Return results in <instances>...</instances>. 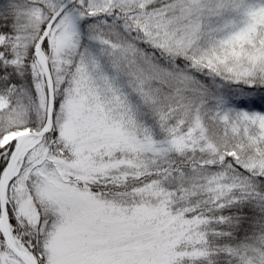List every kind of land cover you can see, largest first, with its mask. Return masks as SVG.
Here are the masks:
<instances>
[{
    "label": "snow or ice",
    "instance_id": "snow-or-ice-1",
    "mask_svg": "<svg viewBox=\"0 0 264 264\" xmlns=\"http://www.w3.org/2000/svg\"><path fill=\"white\" fill-rule=\"evenodd\" d=\"M0 264H264V0H0Z\"/></svg>",
    "mask_w": 264,
    "mask_h": 264
}]
</instances>
